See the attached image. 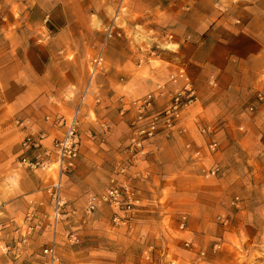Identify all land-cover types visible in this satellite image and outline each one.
<instances>
[{
	"label": "rangeland",
	"instance_id": "rangeland-1",
	"mask_svg": "<svg viewBox=\"0 0 264 264\" xmlns=\"http://www.w3.org/2000/svg\"><path fill=\"white\" fill-rule=\"evenodd\" d=\"M209 2L219 9L224 26L243 30L250 25L264 34V0H0V264H43V249L54 238L50 231L33 232L24 244L16 232L29 205L28 199L25 203L11 197L14 191L32 190L30 198L43 200L41 209L49 212L46 187L56 179L55 170H31L23 164L21 142L31 128L20 127L17 120L30 119L32 131L45 132L50 147L63 128L46 120L47 115L70 116L86 103L91 84L109 79L112 64L119 73L120 62L137 60L141 52L158 56L164 51L156 46L158 37H167L172 29L162 25L166 19L175 21L179 11L190 14L193 4ZM113 22L117 27L107 38L106 28ZM71 29L78 36L74 38ZM70 45L80 48L73 78L85 91L78 103L66 104L60 100L64 96L57 72L63 47ZM102 50L104 66L93 75L91 61ZM236 57L231 53L228 60L238 66L234 80L241 88L231 92L227 113L204 111L199 98L185 119L187 132L158 138L129 168L128 181L141 197L131 227L116 224L108 205L87 211L88 194L104 191L115 171L113 163L97 170L103 149L92 150L94 164L84 167L79 179L72 177L77 160L63 179L74 212L62 220L56 235L60 264H264V58L239 62ZM152 62L155 67L161 64ZM139 74L149 78L146 71ZM112 77L125 79L122 74ZM208 77L216 86L217 76ZM135 90L116 97L118 106L110 124L104 125L106 131L115 129L114 137L97 129L91 131V140L97 141L98 134L117 152L126 146L134 112H122V107L148 92L140 91V84ZM82 119L81 111L80 133ZM201 125L210 126L213 133H201ZM212 138L219 142L214 153L207 150ZM193 150L201 151L199 158ZM222 150L237 158L236 163H226ZM213 164L221 166V174L202 176L201 168ZM123 180L118 178L119 183ZM236 196L239 202L233 205ZM13 202L11 208L5 206ZM224 216L226 224L219 219Z\"/></svg>",
	"mask_w": 264,
	"mask_h": 264
},
{
	"label": "crops",
	"instance_id": "crops-1",
	"mask_svg": "<svg viewBox=\"0 0 264 264\" xmlns=\"http://www.w3.org/2000/svg\"><path fill=\"white\" fill-rule=\"evenodd\" d=\"M199 5L201 4L195 3L192 5V14L179 11L177 20L170 21L166 19V22L162 25H170L172 29L167 32V37H158L156 46L164 50H159L158 56H154L148 51L141 52L140 58H138L139 54H137V60L120 62L118 66L120 69L119 73L116 70L117 67L112 64L111 75L108 80L102 83L98 80V84L94 86L91 84L89 86L85 94L86 103L82 105L81 108L83 115L81 122V153L72 177L79 179L82 176L81 173L85 175L82 171L83 168L94 164L92 160L94 153V151H92L93 149H103L102 160H97L98 162L95 163L97 165V170H99L101 166L107 168L111 163L115 164L114 167H116L121 161L126 159L127 153L124 151V148H121L118 152L115 151L106 141L101 142L98 134L97 141L91 140V131L94 130L96 133L101 132L103 135L108 134L114 137L116 132L115 129H112L110 132L106 131L104 125L110 124V118L113 116V112L118 106L116 101L118 94L124 92L131 95L134 91H138L135 90L137 84L141 85L140 91L147 92L154 86L156 81L166 80L169 73L180 66H184L193 77L199 93V98L205 105L203 107L204 111L206 110L207 112L212 110L215 111V113H227L225 103L230 100L232 101L233 97L231 92L236 88H241L239 87V83L234 80L235 76L239 74L237 71L238 66L232 64L228 60L229 54H237L236 59L239 62L251 60L250 57L256 59L260 57L264 58V34H258L255 28H250V25L247 29L243 30H236L233 27L224 26L225 20H223L219 9H217L213 3L209 2L203 4V6ZM211 26L213 27L211 28ZM160 27L161 26L158 27V30H160ZM70 32L74 38L78 36L76 30L71 29ZM169 46H172V49H170ZM63 48L65 52H63L61 57L62 66L58 65L59 71L57 72L58 79L60 78L59 81H61V83H59L61 86L60 90L62 96H64L60 100L62 103L66 104L69 101L78 103L81 94L85 91V86L80 85L73 78L78 68L80 48L74 45ZM66 54H68V56L70 55L69 58ZM154 60L160 61L161 64L155 67L152 62ZM253 70L256 71L255 69ZM140 71H146L149 78L139 74ZM121 74L125 76V79L122 78L120 80L112 77ZM210 74H215L217 76L216 86L212 85L214 81L209 79L208 76ZM88 97H90L91 100L87 104ZM48 99L51 100L52 97L49 96ZM53 106L60 109L56 105ZM44 126L47 127L46 124H44ZM114 127L115 125L113 128ZM30 128L34 130L33 123L30 125ZM30 128H27V130ZM222 141L225 143L224 137H222ZM162 146L163 149L166 147V144L163 143ZM234 148L235 147L232 146L229 150H233ZM222 154L226 163L227 161L232 164L236 163L237 158H229L224 150H222ZM114 155H117V157L114 158ZM85 171L90 172L89 170ZM113 175L114 174H110V178ZM26 190L27 191H14L11 197L15 199L20 198L18 201L25 203L26 199H28V205H30L31 201L34 200L30 197L34 193L30 189ZM14 204L13 202L5 206L11 208Z\"/></svg>",
	"mask_w": 264,
	"mask_h": 264
},
{
	"label": "built area",
	"instance_id": "built-area-1",
	"mask_svg": "<svg viewBox=\"0 0 264 264\" xmlns=\"http://www.w3.org/2000/svg\"><path fill=\"white\" fill-rule=\"evenodd\" d=\"M113 22L107 28V38L113 35L116 29ZM103 50L91 61V73L95 75L98 68L104 66ZM214 81V80H213ZM83 100V99H82ZM199 100L195 82L184 66L171 72L166 80L156 81L153 88L146 94L124 103L122 112L132 110L134 115L130 121V133L124 151L127 153L125 160L115 167L114 175L110 178L109 186L100 193H89L87 196V211L94 212L103 205L110 206L113 211V221L116 224L132 226L134 214L140 205L139 190L128 181L129 168L145 157L151 149L149 146L155 140L164 136L170 137L175 133L187 132L185 119L192 107ZM160 102V103H159ZM82 105H79L70 116L59 115L46 116L58 128H63V134L53 139L51 146H46L47 135L43 131L27 133L21 142L20 157L24 164L31 170L56 172V179L46 187L49 196L51 210L43 211L41 207L44 201L32 200L24 218L23 224L17 227L16 232L20 236V242L28 243L33 232H52L53 240L43 249V264H60L56 235L62 220L70 215L71 206L63 191V179L77 164L80 157L82 137L80 133V115ZM31 120L19 118L17 124L22 128H30ZM201 133L212 134L210 126L201 125ZM30 131V130H29ZM188 144L187 147H190ZM219 142L212 138L207 145V150L214 153L218 150ZM200 150H193L194 157H200ZM222 169L219 164L210 167H202V176L217 177ZM124 180L119 183L118 178ZM239 197L232 200L236 205ZM225 224L227 217H220ZM187 216L183 217L182 227ZM188 245V243H187Z\"/></svg>",
	"mask_w": 264,
	"mask_h": 264
}]
</instances>
